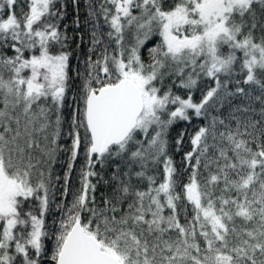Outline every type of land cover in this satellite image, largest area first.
Here are the masks:
<instances>
[{"label":"snow or ice","instance_id":"snow-or-ice-1","mask_svg":"<svg viewBox=\"0 0 264 264\" xmlns=\"http://www.w3.org/2000/svg\"><path fill=\"white\" fill-rule=\"evenodd\" d=\"M80 3L0 0V264H264V0Z\"/></svg>","mask_w":264,"mask_h":264},{"label":"trees","instance_id":"trees-1","mask_svg":"<svg viewBox=\"0 0 264 264\" xmlns=\"http://www.w3.org/2000/svg\"><path fill=\"white\" fill-rule=\"evenodd\" d=\"M76 18V12L72 7L68 8V15L66 16L65 20L68 24V32L69 35H73V29H74V24L73 20ZM79 18H80V24L81 27L76 30L77 32L81 33L84 35L85 41L87 40V32H88V27L85 25L84 21L87 18V8L85 6L84 0H81L80 7H79ZM84 51H87V44L84 45ZM80 50H76V54L79 55ZM73 64L76 65L77 61L74 60ZM78 66L82 67V64H79ZM176 133L174 132L173 135ZM76 185V175H73V186Z\"/></svg>","mask_w":264,"mask_h":264}]
</instances>
